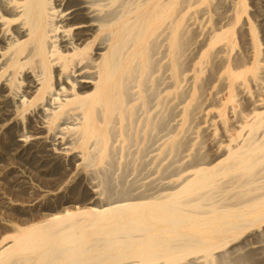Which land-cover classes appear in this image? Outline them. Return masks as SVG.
<instances>
[{
  "label": "bare ground",
  "instance_id": "obj_1",
  "mask_svg": "<svg viewBox=\"0 0 264 264\" xmlns=\"http://www.w3.org/2000/svg\"><path fill=\"white\" fill-rule=\"evenodd\" d=\"M209 2L0 0V131L91 193L63 209L57 176L45 207L0 194V264H264V49L249 0H220L228 22L195 41L188 16ZM156 133L148 159L170 155L169 176L113 189Z\"/></svg>",
  "mask_w": 264,
  "mask_h": 264
},
{
  "label": "rangeland",
  "instance_id": "obj_2",
  "mask_svg": "<svg viewBox=\"0 0 264 264\" xmlns=\"http://www.w3.org/2000/svg\"><path fill=\"white\" fill-rule=\"evenodd\" d=\"M219 1V2H218ZM211 0V2H209V3H197V4H195L194 5V7H193V9L192 10H194V11H192L191 10V12H190V14H189V16H188V24L190 25V28H195V30H193V32H192V36H193V34H194V36H195V41H198V42H201V43H204L205 42V40L204 39H202V37H200V34L202 33L203 35H205V33H207L209 30H216V29H218L219 28V25H221V24H223V23H226V22H228V20L226 19V17L225 16H228L229 15V11H230V9L228 8V6L226 7V6H222V5H220V0ZM251 1V2H250ZM253 1V2H252ZM261 2L260 3V5H259V2ZM250 2V3H249ZM249 2H248V5H249V16L251 17V19H252V21H253V23H254V25H255V27H256V25L258 26L256 29H257V32H258V36H259V39H260V37H261V39H260V41L262 42V50L264 49V22L262 21V17H260V16H262L264 13V3H262V1H260V0H249ZM211 3V4H210ZM218 5H216V4ZM257 3H258V5H257ZM206 4H207V6H206ZM254 4H256V5H254ZM204 5L207 7V8H204ZM216 5V6H215ZM200 6V7H199ZM202 6V7H201ZM213 6H215V8L213 7ZM261 6V7H260ZM216 9L215 11L216 12H220V13H216L215 11H214V9ZM197 8V9H196ZM260 9V10H258V9ZM204 9H207V10H204ZM227 11H226V10ZM199 10V11H198ZM200 10H202V12H200ZM214 12H213V11ZM218 10H220V11H218ZM207 11V12H206ZM250 11H251V13H250ZM258 13H257V12ZM194 12V13H193ZM199 12V13H198ZM224 12V13H223ZM226 12V13H225ZM227 12H228V14H227ZM260 12H262V13H260ZM191 13H193V15H191ZM201 13H203V15L201 14ZM208 14V16H207V14ZM258 14L257 16L259 17H257L256 16V14ZM260 13V14H259ZM201 14V15H200ZM216 14V15H215ZM225 14H227V15H225ZM191 15V16H190ZM206 15V16H205ZM219 15V16H218ZM225 15V16H224ZM251 15H253V16H251ZM260 15V16H259ZM193 16V17H192ZM214 16H216V17H214ZM256 16V17H255ZM190 17V18H189ZM254 17V18H253ZM203 18V19H202ZM215 18V19H214ZM205 19V20H204ZM214 19V20H213ZM190 20V21H189ZM202 21V23H201V21ZM219 20V21H218ZM254 20H256V21H254ZM258 20L260 21V23L258 22ZM213 21H216V24L213 22ZM221 21V22H220ZM222 21H223V23H222ZM244 23H246V22H244ZM200 25H201V28H200ZM241 25V24H240ZM240 25H238L237 27V29H236V34H235V37L237 36V35H239V36H237L236 38H237V43H238V49L239 48H241L242 47V44H243V40L245 41V39H243V38H246L245 36H247L248 35V30H246V26H245V30L244 29H242V26H240ZM213 26V27H212ZM222 26V25H221ZM261 26V27H260ZM203 28V29H202ZM239 28H240V30H239ZM195 31H197V33L195 32ZM200 31H202V32H200ZM240 31H242L241 32V34H238V32H240ZM199 32V33H198ZM246 32V33H245ZM243 33H245L244 35L245 36H243L242 34ZM260 34V35H259ZM199 35V36H198ZM241 36H242V38H241ZM243 39V40H242ZM239 41V42H238ZM241 44V45H240ZM159 76V74H156V77H158ZM160 86V89L162 90L163 89V85H159ZM161 96H164V93H161ZM178 99H175L174 98V100H173V102H172V104H171V107H173V109H174V107H175V109L174 110H171L173 113H172V115L174 114V116H172L171 118V124L173 125V126H176V125H178V123L177 122H179V120L181 119V116H180V108H181V106H177V105H179L178 103ZM176 104V105H175ZM176 106H177V108H176ZM176 112L177 113H179V114H176ZM179 116V117H177V116ZM174 118V119H173ZM5 132V131H4ZM3 131L1 132L0 131V172H1V174L3 173H5L3 176L0 174V183H2V182H4V181H6V182H4V183H2V185H0V194L1 195H4L5 194V192H6V194L4 195V196H6V197H8V198H11V196H12V198L11 199H13L12 201H13V203L15 204V206L17 205V203L16 202H14V200L15 201H17L16 199H19V202H23L24 200V198H25V195H26V198H25V201L27 200V201H30V200H32V198L31 199H29L28 200V198H30L31 196L33 197V199H39L40 200V202H41V204H40V202H39V207L41 206V207H45V205L47 204H44L45 202H48L47 200H45V199H43L41 196H43V191H53L54 190V182L56 181V180H58V177H59V183L61 182V180H63V181H65V191H63L62 193H61V197H63L60 201H62V200H64V198L65 199H67L68 201H70V202H68V203H66V204H64L63 205V209H65V207L66 208H72V207H82V206H85L86 204H87V201L91 198V193H90V189H89V191H88V189L86 190V185H85V183H86V178H85V176L83 177V180H82V176H80L79 174V172L77 173V174H71L69 177L67 176V178L66 177H64L63 175H64V173H61L62 172V170H54V169H51L50 167H44V166H41L40 164H36L37 166H35V164L33 163V162H31L30 160H29V158H28V154L27 155H25V154H23L24 153V150H22V149H24L23 147H21L19 144H18V139H19V136L17 135V133L15 132V130H12V132H11V130L9 131V132H5L4 133ZM14 132H15V135H14ZM13 133V134H12ZM157 134V133H156ZM2 135V136H1ZM159 136H161L162 138L160 139V138H157V137H159ZM6 137V138H5ZM15 138H16V140H15ZM150 138L151 137H147V138H145L144 139V142H143V144H142V147L145 149V151H147L148 152V150H149V152L150 153H147V157H145V159H144V163L142 164V166L143 165H145L144 167H142L141 165L140 166H138L137 167V164H133V167L132 166H130V167H132V168H130V169H132L131 171H129L130 169L129 168H127V171H126V168L124 169L125 171L123 172V168H121V166H116L115 167V170H113V177H111V180H112V185H113V183H114V185H113V187L115 186V184H116V188H118V186H119V184H120V181H119V179H118V177H116V176H118V175H120V174H122V176H123V173H124V177H126V179L127 180H125L124 179V182L126 181V183H129V185L131 184V182L133 183L132 185H134V186H136L137 185V183H138V185L140 184V183H144V182H149L150 180H152V179H158V180H161V178L163 177V178H166L167 177V175L169 176V174H170V172L169 171H171V166H172V161H171V157H170V155L169 156H167V157H163V159H161L160 161H158V162H155V163H152L151 162V160L150 159H148L149 157H154L156 154H159V151H158V149H159V147L162 145V143L164 142V139H163V134L161 135L160 133L159 134H157L156 135V138H155V135H154V142H156L155 143V145H154V142H153V138H151V141H150ZM147 139H149V142H148V145H147ZM157 139V140H156ZM156 140V141H155ZM159 140V141H158ZM162 140V141H161ZM14 142V143H13ZM150 142H152V144L150 143ZM159 143V144H158ZM152 146V149H149V146L150 145ZM161 144V145H160ZM4 145V146H3ZM14 145V146H13ZM18 146H20V148H18ZM145 146V147H144ZM150 146V147H151ZM155 146V147H154ZM148 147V148H147ZM157 147V148H156ZM22 148V149H21ZM16 149V150H15ZM146 149H148V150H146ZM153 149H156V150H153ZM21 150V151H20ZM15 151V152H14ZM153 151V152H152ZM23 152V153H22ZM154 152H156V153H154ZM10 153V154H9ZM27 156V158L25 157V156ZM21 156V157H20ZM10 159H9V158ZM23 158H26V159H23ZM9 160V161H8ZM5 161H7V162H5ZM27 161V162H26ZM2 162V163H1ZM30 162V163H29ZM150 164V167H149V164ZM172 163L171 165H170V167H169V164L170 163ZM146 163V164H145ZM156 163H157V166H155L156 165ZM160 163V164H159ZM167 163H169L168 165H167ZM1 164H3V165H1ZM32 164V165H31ZM34 164V165H33ZM147 164H148V166H147ZM139 165V164H138ZM159 165V166H158ZM168 166L169 167V169H168V167H166V166ZM164 166V168H162ZM40 167H42V168H40ZM135 167H137L138 169H140L141 171H143V169H141V168H144V170L146 169V171H144V172H141V174H139V172L138 171H140V170H138L137 168H135ZM40 168V170H37V169H39ZM121 168V169H120ZM168 170H167V169ZM43 169V170H42ZM99 169V170H98ZM137 169V170H136ZM155 170V172H154V170ZM162 169V170H161ZM166 169V170H165ZM94 170V171H93ZM93 170H91V171H93L92 172V178L94 179L95 177H97L98 178V180H99V178L101 177V171L102 170H100V168L98 167V168H96V169H93ZM117 170V171H116ZM122 170V171H121ZM148 170H149V172L151 171V170H153V174H152V171H151V173H148ZM40 171V172H39ZM43 171V172H42ZM80 171V170H79ZM115 171V172H114ZM160 171H164L163 173H164V175H163V173L162 172H160ZM6 172H8V173H6ZM10 172V173H9ZM31 172H32V174H31ZM73 173L75 172V170L73 169V171H72ZM118 172V173H117ZM131 173L130 175L129 174H127V173ZM136 172L138 173V174H136ZM147 172V173H146ZM91 173V172H90ZM126 173V174H125ZM160 173H161V175H160ZM167 173H169V174H167ZM63 174V175H62ZM94 174V175H93ZM118 174V175H117ZM143 174V175H142ZM146 174V175H145ZM149 174V175H148ZM156 174V175H155ZM165 174H167L166 175V177H165ZM96 175V176H95ZM114 175H115V177H114ZM128 177H127V176ZM138 175V176H137ZM139 175H140V177H139ZM160 175V176H159ZM8 177V179H6L7 177ZM14 176V177H13ZM45 176V177H44ZM50 176H51V179H50ZM53 176V177H52ZM58 176V177H57ZM61 176H63L64 178H62ZM79 178H78V177ZM95 176V177H94ZM131 176V177H130ZM134 176H136L135 178H134ZM146 176H147V178H146ZM149 176V177H148ZM60 177H61V179H60ZM74 179L73 180V182H71L70 180L72 179V178ZM76 177V178H75ZM123 177V178H124ZM137 177H138V179L139 178H141V180L139 179H137ZM44 179V181H42L43 179ZM50 180H49V179ZM78 178V179H77ZM97 178H96V180H97ZM113 178H114V180H113ZM129 178V179H128ZM144 178V180H147V181H144V180H142ZM149 178V179H148ZM162 178V179H163ZM5 179V180H4ZM11 179V180H10ZM15 179V180H14ZM46 179V180H45ZM76 179V180H75ZM133 179H136V180H133ZM13 180V181H12ZM25 180V181H24ZM52 180V181H51ZM79 180V181H78ZM130 180H132V181H130ZM7 181H8V183H7ZM38 181V182H37ZM46 181V182H45ZM48 181V182H47ZM50 181V182H49ZM119 181V182H118ZM130 181V182H129ZM136 181V185H135V182ZM142 181V182H141ZM161 181H164V180H161ZM84 184H83V183ZM51 183V184H50ZM53 183V184H52ZM81 183V184H80ZM6 184H7V187H6ZM10 184L12 185V186H10ZM18 184H20V186L18 185ZM49 184V185H48ZM68 184H70V185H68ZM51 185V186H50ZM8 186H10V187H12L11 189H10V187H8ZM30 186V187H29ZM41 186V187H40ZM47 186V187H46ZM69 186V187H68ZM44 187V188H43ZM52 187V188H51ZM20 188V189H19ZM36 188V189H35ZM48 188V189H47ZM85 188V189H84ZM13 189H15V190H13ZM16 189H18L17 191H16ZM24 189V190H23ZM29 189V190H28ZM50 189V190H49ZM113 189H115V187L113 188ZM24 192L23 194H24V196H20V195H23L22 194V192ZM36 190V191H35ZM38 190V191H37ZM8 191H10V192H13L14 193V195L16 196V194L19 192L20 193V195H18V196H20V197H18V196H14L13 194H11L10 192H8ZM17 193H16V192ZM28 191H29V193H31V195L28 193ZM32 191H33V193H32ZM73 191V192H72ZM80 191V192H79ZM27 192V193H26ZM37 192V193H36ZM38 192H40V193H38ZM83 194H82V193ZM16 193V194H15ZM35 193V194H34ZM79 193V194H78ZM38 194V196H36ZM83 195V196H82ZM30 196V197H29ZM77 196L79 197V203H75L74 202V200L75 199H77L78 200V198H77ZM15 197V198H14ZM18 197V198H17ZM23 199H22V198ZM36 197V198H35ZM82 198V199H81ZM22 199V200H21ZM42 199V200H41ZM24 201V202H25ZM82 203V204H81ZM71 204H73V205H71ZM77 204V205H76ZM71 206V207H70ZM40 207V208H41ZM17 208V207H16ZM39 208V209H40ZM38 210V209H37ZM45 213H46V211H44ZM19 218H21V219H25V218H23V217H19Z\"/></svg>",
  "mask_w": 264,
  "mask_h": 264
}]
</instances>
